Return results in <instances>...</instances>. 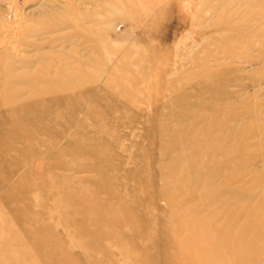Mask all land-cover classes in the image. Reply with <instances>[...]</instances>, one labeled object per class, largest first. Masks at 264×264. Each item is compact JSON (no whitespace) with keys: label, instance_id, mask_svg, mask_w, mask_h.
<instances>
[{"label":"rangeland","instance_id":"374dc122","mask_svg":"<svg viewBox=\"0 0 264 264\" xmlns=\"http://www.w3.org/2000/svg\"><path fill=\"white\" fill-rule=\"evenodd\" d=\"M13 235L25 264H264V0H0Z\"/></svg>","mask_w":264,"mask_h":264},{"label":"bare ground","instance_id":"6f19581e","mask_svg":"<svg viewBox=\"0 0 264 264\" xmlns=\"http://www.w3.org/2000/svg\"><path fill=\"white\" fill-rule=\"evenodd\" d=\"M17 237L16 235H13V237H9L8 239H0V264L2 262H6V263H11V264H25L23 262H21L22 260H25L24 258H13L14 254L10 253L11 249L14 250V243H17ZM15 239L14 241L11 239ZM25 240V238L23 239ZM30 241V240H29ZM36 249V248H35ZM36 252V250H35ZM67 264H72V262L70 261L67 262Z\"/></svg>","mask_w":264,"mask_h":264}]
</instances>
